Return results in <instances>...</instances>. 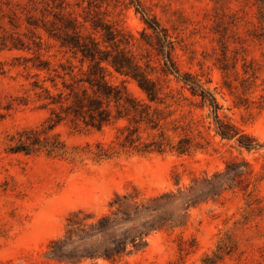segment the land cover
Masks as SVG:
<instances>
[{
    "label": "rangeland",
    "instance_id": "obj_1",
    "mask_svg": "<svg viewBox=\"0 0 264 264\" xmlns=\"http://www.w3.org/2000/svg\"><path fill=\"white\" fill-rule=\"evenodd\" d=\"M37 1L0 0V264H205L204 258L213 255L227 234L232 251L215 264H264V16L259 3L139 0L141 9L168 29L182 73L200 78L219 102V115L255 137L259 147L249 150L235 139L222 138L216 132L212 108L193 95L189 86L169 75L176 95L170 98L169 109L173 110L172 117L186 124V129L169 133L174 139L189 135L201 147L183 155L119 150L103 158L85 151L73 160L45 152L28 155L9 151L12 135L40 124L48 115L33 101H19L28 84V71L19 65L23 62L20 57L40 53L53 63L71 57L36 26L42 24V3ZM116 2L102 3L107 19L115 20L137 38L144 29L152 32L137 9L138 0ZM70 9L82 13L78 5ZM38 36L43 41L41 48L35 43ZM133 49L144 52L146 46L139 43ZM152 58L159 64L155 52ZM73 62L79 64L75 59ZM111 80H126L133 95L145 97L132 79L114 74ZM161 107L168 109L165 104ZM125 122L101 129L63 123L56 130L70 149L90 143L97 150L99 142L104 147L116 145L119 127ZM141 133L143 138H151L153 131L142 128ZM234 159L250 164L251 174L245 182L219 195L206 196L188 209L184 225L152 231L143 248L116 260L98 257L73 262L51 256L52 242L64 236L68 218L79 210L92 214L88 220H96L113 209L110 204L117 195L131 193L134 188L144 199L166 192L187 194L190 187L205 191L209 188L205 179L224 173L227 163ZM252 199L258 200L249 206ZM182 200L170 202L162 211L178 213ZM248 209L253 211L245 220Z\"/></svg>",
    "mask_w": 264,
    "mask_h": 264
},
{
    "label": "trees",
    "instance_id": "obj_2",
    "mask_svg": "<svg viewBox=\"0 0 264 264\" xmlns=\"http://www.w3.org/2000/svg\"><path fill=\"white\" fill-rule=\"evenodd\" d=\"M84 1H37L42 3V24L36 26L43 28L48 38L55 40L59 50L70 53L71 57L57 63L40 53L20 57L23 62L19 65L28 71V84L24 85L25 94L19 97V101L23 104L33 101L39 108L47 110L48 115L40 124L24 127L12 135L10 152L28 155L45 152L49 156H66L73 160L85 151L95 158L109 157L119 150L140 154L168 151L190 154L202 144L189 135L174 139L169 133L170 130L186 129V124L180 118L172 117L173 110L169 109L172 105L170 98L176 97L167 78L169 75L189 86L193 95L200 96L202 103L212 108L216 132L222 138L235 139L239 146L249 150L261 145L255 137L219 115V102L200 78L190 72L182 73L175 58V42L168 29L155 16L141 9L139 0L137 9H141L148 27L152 29V32L144 29L140 38L120 27L115 20L107 19L101 9L104 0H87L83 5ZM256 1L264 16V0ZM74 5L82 7V13L70 9ZM38 37L35 43L41 48L43 41L41 36ZM139 43L146 46L144 52L133 49ZM152 52L158 57L159 64L152 62ZM73 59L79 64H75ZM114 74L135 81L145 97L133 95L126 80L113 82L111 76ZM161 104H165L167 111ZM120 120L126 122L119 127L114 140L116 145L104 147L99 142L97 150L90 143L86 147L74 145L70 149L56 130L63 123L77 128L101 129ZM142 128L152 130V137L143 138ZM250 174L248 161L234 159L227 163L224 173L218 172L213 178L205 179L209 186L205 191H192L193 187H190L191 192L187 194L180 189L181 195L166 192L144 199L134 188L131 193L117 195L110 204L113 209L96 220H88L93 216L83 210L70 216L64 236L52 242L50 254L73 262L98 257L116 260L143 248L152 231L168 225H184L191 206L208 195L216 196L238 186ZM180 198L183 200L178 213L162 211L170 202ZM255 200L258 199L250 200L249 206ZM252 211L247 210L245 220L250 218ZM232 248L231 236L227 234L220 239L213 255L204 258V263L215 264Z\"/></svg>",
    "mask_w": 264,
    "mask_h": 264
}]
</instances>
